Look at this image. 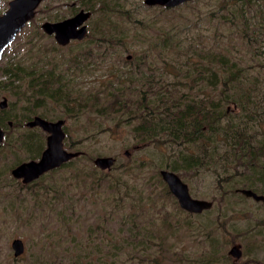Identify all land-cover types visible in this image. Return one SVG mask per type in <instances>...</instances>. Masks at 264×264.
Listing matches in <instances>:
<instances>
[{"label":"rangeland","instance_id":"obj_1","mask_svg":"<svg viewBox=\"0 0 264 264\" xmlns=\"http://www.w3.org/2000/svg\"><path fill=\"white\" fill-rule=\"evenodd\" d=\"M8 1L0 0V13L8 7ZM220 1L192 0L168 10L160 5H146L143 0L41 1L34 17L16 35L0 60V99L3 95L8 97V104L2 110L6 120L12 121L11 125H7V121L2 124L5 134L0 142V264H40L56 246L57 239L61 237L60 243H65L69 235L66 230L76 234L70 242L75 253L79 252L78 246L86 247L84 242L105 227L111 230L106 235L109 241V237L118 235L115 228L124 226L119 220L125 219V215L115 212L114 206H120L123 212H137L140 227L152 214L160 217L166 212H170L171 221L178 219L181 223H186V219L193 224L194 220L216 221L220 215L218 209L224 208L218 178L224 171L233 170L229 158H224L228 154L220 152L225 146L222 142L217 149L220 154L206 155L201 165L193 161L190 168L175 171L188 184L191 195L213 201L208 211L188 215L179 210L177 201L161 196L160 187L165 181L159 170L168 168L169 164L191 162L192 159L188 161L186 157L190 153H200L202 157L199 144L178 148L169 143H136L130 127L121 120L123 116L111 112L101 114L93 109L108 98L110 90L106 83L121 78L128 83L131 77H139V81L134 80L129 85L131 93L128 94L134 98L142 91L152 97L149 84L157 89L177 87L197 97L210 95L215 87L213 96H218L221 85L219 82L210 84L214 80L211 75L207 82L192 81L195 73L181 76L185 70H193L194 62L203 63L197 51L229 52L247 68L249 75L260 70L264 77V65H259L264 62V0H229L227 8H220ZM100 3L104 8L112 7L113 11L91 10L86 20L88 32L82 39L61 45L53 34H47L40 26L44 20H59L80 7L89 9ZM105 13L112 22H108ZM101 24H105L106 32L127 34L125 43L100 40ZM166 32L181 40L179 48H155L151 43L155 52L146 50L150 42H159ZM156 51H160L159 55ZM17 61L26 71L33 63L43 71L31 88L25 83L18 87L20 95L3 85L8 76L2 73V68ZM175 66L182 67L180 77L174 74ZM176 78H180L182 84H174L178 82ZM224 107L238 111L231 102H226ZM34 115L50 120L64 118V147L82 153L24 183L11 173V168L20 161L37 158L48 134L40 126L26 124ZM97 155H113L115 163L109 169H100L93 162ZM206 160L210 162H204ZM127 184H133L136 191L127 189ZM234 200L245 212L226 222L229 232H217L221 236V250L227 256L216 264H264V224L261 223L264 222V204L245 195ZM89 226L93 227L90 236H81ZM183 227L169 244L175 250L188 247L195 251L205 245V240L188 239ZM210 234L213 235V231ZM14 237H20L25 245L18 256L11 247ZM81 237L83 242H80ZM232 245L240 247V256L229 254ZM90 246L94 253L85 257L83 263L100 264L94 243ZM149 261L140 254L134 258V264H150ZM166 264L182 263L168 261Z\"/></svg>","mask_w":264,"mask_h":264},{"label":"trees","instance_id":"obj_2","mask_svg":"<svg viewBox=\"0 0 264 264\" xmlns=\"http://www.w3.org/2000/svg\"><path fill=\"white\" fill-rule=\"evenodd\" d=\"M189 1H185L184 4ZM219 3L220 8H227L230 4L229 0H222ZM92 4H96V2ZM104 7L105 5L100 3L99 6L92 5L88 8L96 12L105 11L107 8ZM161 7L167 10L173 8ZM108 8L107 12L113 11L112 7ZM217 11L220 13V10ZM106 18L108 22H112L107 14ZM104 25L101 24L100 40L108 41L107 43L113 41L125 43L127 34L106 32ZM160 39L159 42H150L146 50L154 51L151 43L155 48L160 46L162 49L179 48L181 45V40L169 32L164 33ZM156 53L159 55L160 51H156ZM161 54L163 56V53ZM196 54H199L203 63L194 62L193 70L187 69L181 73V76L188 77L195 73L192 81L198 79L206 81L207 77L211 75V79L214 80L210 84L217 85L219 82L221 85L218 96H213L215 87L210 95L205 93L202 97H197L196 95L190 96L177 87L167 89L164 86L163 89H157L149 84L150 93H153L152 97H149L146 91H142L138 98H134L128 94L131 93L129 85L134 80L139 81V77L133 79L129 74L131 81L128 83L122 78L117 82L111 80L106 83L110 90L109 96L93 110L101 114H110L111 112L123 116L121 120L130 127L136 143H169L178 146V148L180 145L198 143L203 153L202 157L198 155L200 153L196 155L190 153L186 157H189L188 161L192 159L191 162L183 165H168V168L174 171L190 168L193 166V161L201 165L203 162L201 159L206 155L212 157L215 153L220 154L217 153V149L222 142L225 146L221 148L220 152L228 154V157L224 158H229L230 163L233 164V170L224 171L222 176L219 174L218 187L224 208L218 209L220 215L217 216L216 221L194 220L193 224L191 220L186 219V223H181L178 219L171 221L170 212H166L160 217L152 214L150 220L142 223L140 227L137 222L139 217L137 212L134 210L123 212L120 206H114L115 212L125 215V219L119 220L124 226L120 225L115 228L118 230V235L109 237L108 241L106 235L111 230L107 227L100 229L94 238L84 242L86 247L78 246L79 252L75 253V248L71 246L70 242L74 241L76 234L66 230L65 233L69 235L64 239L65 243H60L63 238L57 239L56 246L52 247L50 254L46 255L43 261L40 260V264H87L83 263V260L94 253L90 246L92 243H94L95 253L98 255L100 264H123V262L134 264V258L139 254L145 259H149L150 264H166L168 261L171 263L180 261L182 264H216L221 261L222 257L227 256L221 250V236H218L220 234L217 232H229L228 221L234 217H240L239 213L245 212L244 208L237 206L234 200L239 196H244L237 191V188L247 187L264 194V77L260 70L249 75L247 68L240 65V61L229 52L206 50L204 52L197 51ZM162 60L167 63L165 59ZM259 65H264V62H259ZM252 66L256 67V64H252ZM29 67V70L26 71L20 61L6 64L2 68V73L8 76V80H4L3 85L10 87L13 94L16 95H20L21 91L18 87L21 88L24 83L27 88H31L36 84V80L42 77L43 71L40 72L36 63ZM148 68L151 69V65ZM180 69H182L181 66L179 69L175 66V76L180 77ZM176 79L178 82H174V84H182L180 78ZM18 80L21 83L18 82L15 85L14 81ZM147 83H150L149 79ZM22 92L24 93L25 90L23 89ZM226 102L233 103L238 107V111L226 109L224 107ZM133 120L135 121L133 122ZM183 160L186 162L184 156ZM204 162H210V160ZM132 185L127 184L125 187L136 191ZM162 186L160 187L161 196L164 199L172 198L176 202L177 200L168 189L167 184L164 183ZM142 197L143 195H141ZM179 210L183 211L184 209L179 206ZM184 211L188 215L197 214ZM261 223L264 224L262 221ZM181 226H185L183 228L187 230L188 239L199 242L205 240V245L195 251L188 247L175 250L173 245L169 244ZM92 228L89 226L86 229V234L81 236H90ZM211 231H213V235L210 234ZM201 237L203 240H200ZM96 238L97 240H95ZM149 241L151 243L148 245ZM80 242H83V237L80 238ZM152 245H155L154 249H151ZM89 246L90 249H88ZM123 250L125 251L124 257L121 259ZM118 258L121 259L119 263L117 262Z\"/></svg>","mask_w":264,"mask_h":264},{"label":"water","instance_id":"obj_3","mask_svg":"<svg viewBox=\"0 0 264 264\" xmlns=\"http://www.w3.org/2000/svg\"><path fill=\"white\" fill-rule=\"evenodd\" d=\"M41 1H9L8 8L0 14V59L4 49L13 42L25 24L34 17ZM185 1L189 0H143L146 5H160L165 7H175ZM90 15V9H80L73 15L59 20H44L40 26L47 34H53L58 44L65 45L71 39H81L87 35L88 31L85 21ZM5 102L6 98L1 101V106H5ZM64 121V118L50 120L41 115H34L26 122L27 125L40 126L48 134L46 136V145L37 158L23 160L12 167L11 173L16 178H21L24 183L30 182L48 170L60 166L65 161L81 153L80 150H71L64 147ZM2 137L3 129L0 127V140ZM125 152L128 153V151ZM115 160L113 155H97L93 158L94 164L100 169L111 168ZM159 172L167 184L168 189L175 196L179 206L184 210L192 213H200L212 207V200L191 195L188 184L174 170L161 168ZM237 191L264 204L263 193H258L247 187H239ZM11 247L13 248L15 256L21 254L25 249L24 242L20 237H14L11 240ZM229 254L237 257L240 256V247L232 245L229 249Z\"/></svg>","mask_w":264,"mask_h":264},{"label":"flooded vegetation","instance_id":"obj_4","mask_svg":"<svg viewBox=\"0 0 264 264\" xmlns=\"http://www.w3.org/2000/svg\"><path fill=\"white\" fill-rule=\"evenodd\" d=\"M9 1H10V0H9ZM9 1H8V6H9ZM7 8H8V7H7ZM7 8H6V9H7ZM6 9H5V10H6ZM80 9H85V8L80 7V8H79L78 10H76L74 13H76V12L79 11ZM5 10H4V11H5ZM85 10H87V9H85ZM4 11H3V12H4ZM3 12H2V13H3ZM2 13H0V14H2ZM74 13H73V14H74ZM73 14H72V15H73ZM85 23H86V21H85ZM26 24H27V23H26ZM26 24H25V25H26ZM86 25H87V24H86ZM22 29H23V28H22ZM22 29H21V30H22ZM87 31H88V30H87ZM53 36H54V35H53ZM75 39H77V38H75ZM81 39H82V38H81ZM71 40H74V39H71ZM71 40H70V41H71ZM70 41H69V42H70ZM69 42H68V43H69ZM8 46H9V45H8ZM8 46H7V47H8ZM7 47H6V48H7ZM6 48L4 49V51L6 50ZM4 51H3V53H2V57H3ZM2 57H1V59H2ZM1 59H0V60H1ZM5 76H7V75L5 74ZM0 83H1V82H0ZM4 98H6L5 106H1V104H0V127L3 129V137H2V139L4 138V134H5V129H4V127H3L4 125H2V124H3L5 121H7V125H11V124H12V121H11L10 119H7V120H6V115L4 114V111L2 110V109L5 108V107L7 106V104H8V97H7L6 95H3V96L1 97V99H0V103H1V101H2ZM2 139H1V140H2ZM1 140H0V142H1ZM81 153H82V152H81ZM71 159H73V158H71ZM71 159H69V160H71ZM67 161H68V160H67ZM20 162H21V161H20ZM65 162H66V161H65ZM18 163H19V162H18ZM18 163H17V164H18ZM62 164H63V163H62ZM15 165H16V164H15ZM15 165H14V166H15ZM11 169H12V168H11ZM41 175H42V174H41ZM41 175H40V176H41ZM38 177H39V176H38Z\"/></svg>","mask_w":264,"mask_h":264}]
</instances>
